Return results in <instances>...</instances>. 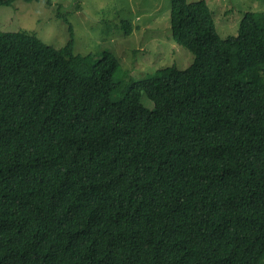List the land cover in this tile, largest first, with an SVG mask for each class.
<instances>
[{
	"label": "trees",
	"instance_id": "16d2710c",
	"mask_svg": "<svg viewBox=\"0 0 264 264\" xmlns=\"http://www.w3.org/2000/svg\"><path fill=\"white\" fill-rule=\"evenodd\" d=\"M169 4L192 62L119 98L113 52L0 32V264H264V12Z\"/></svg>",
	"mask_w": 264,
	"mask_h": 264
},
{
	"label": "rangeland",
	"instance_id": "374dc122",
	"mask_svg": "<svg viewBox=\"0 0 264 264\" xmlns=\"http://www.w3.org/2000/svg\"><path fill=\"white\" fill-rule=\"evenodd\" d=\"M205 2L222 38L236 32L245 12H264V0ZM169 8V0H14L0 5V32L26 31L54 47L72 39L75 54L92 58L103 50L113 52L120 62L114 73L120 85L113 97L119 98L132 80L157 68L183 69L192 62L191 52L171 39ZM122 20L131 23L128 34ZM141 102L153 108L145 94Z\"/></svg>",
	"mask_w": 264,
	"mask_h": 264
}]
</instances>
